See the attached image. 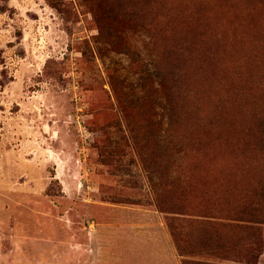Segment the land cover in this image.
I'll return each instance as SVG.
<instances>
[{
    "label": "rangeland",
    "instance_id": "1",
    "mask_svg": "<svg viewBox=\"0 0 264 264\" xmlns=\"http://www.w3.org/2000/svg\"><path fill=\"white\" fill-rule=\"evenodd\" d=\"M162 5L129 21L90 0H0V264H173L160 241L127 233L131 219H158L162 176L193 182L191 214L209 199L220 217L259 182L251 158L236 169L237 158H213L216 145L187 152L181 132L210 134V108L195 106L179 127L164 70L180 67L186 82L203 72L213 86L211 72L230 71L225 54L241 47L231 36L264 29V10L253 0ZM231 125L217 116L211 130ZM177 222L179 264H264V224Z\"/></svg>",
    "mask_w": 264,
    "mask_h": 264
},
{
    "label": "trees",
    "instance_id": "2",
    "mask_svg": "<svg viewBox=\"0 0 264 264\" xmlns=\"http://www.w3.org/2000/svg\"><path fill=\"white\" fill-rule=\"evenodd\" d=\"M94 10L107 8L112 10L114 15L120 16L126 20L139 19L140 12L144 11L150 5L155 6L157 11H163L166 5H162L168 0H90ZM259 5V8L264 10V0H253ZM134 3H138L140 11L134 8ZM232 17L237 22V28L240 25V19L237 14L232 13ZM147 18V16H146ZM250 21L249 26L251 25ZM236 28V29H237ZM262 30L250 29L245 37V33L241 34L238 31L231 34L235 42L240 43L239 51L232 54H225L223 65L229 67L230 71L222 72L216 66L211 72V77L214 80L213 86L208 84L203 72L196 75L193 82H186L183 70L180 67L172 66L166 68V78L172 86V96L177 103L176 111L179 122V127L182 122L186 121L182 116L194 112L195 106H206L210 108V134L201 136L194 132H181V137L184 138V145L187 152L199 151L201 149L217 146L213 158L219 161V157L230 158L237 162L235 163L238 169L239 163H244L250 158L257 161L261 166L260 180L255 187L249 184L250 188L241 193L235 202V206L231 207V214L218 216L221 213L215 212V203L206 199L202 211L197 214H191L189 205V194L193 192L194 185L190 180L173 179L167 176H162L159 181L160 194L155 199L157 211L165 215L166 225L175 243L176 249L180 256H184L183 236L177 232V222L181 218L188 219L190 215H197L199 218L210 222L214 218H224L237 223V226L251 227L253 232H257L259 225L264 224V36ZM224 55V53H223ZM182 83V88L180 84ZM215 86L221 88L218 92ZM217 116H222L228 120L230 118L231 128L224 135L213 133L211 130L212 123ZM219 123V121H217ZM229 123V121H228ZM230 124V123H229ZM197 126L190 130H196ZM260 127V128H258ZM202 137L206 138V142L202 144ZM192 147H197L194 149ZM241 163V166L244 164ZM242 169L237 170L243 172ZM191 179V177H190ZM192 180V179H191ZM193 181V180H192ZM234 186L228 189L229 192L236 189ZM204 194V193H203ZM201 194L200 196H203ZM242 197L247 198L241 201ZM205 199V198H204ZM218 208L216 209V211ZM229 222H224V225ZM256 228V229H255ZM257 235H255V238ZM252 244L261 246L262 237L258 235V239L251 241ZM261 252L257 253L256 259ZM183 264H187L183 262Z\"/></svg>",
    "mask_w": 264,
    "mask_h": 264
},
{
    "label": "crops",
    "instance_id": "3",
    "mask_svg": "<svg viewBox=\"0 0 264 264\" xmlns=\"http://www.w3.org/2000/svg\"><path fill=\"white\" fill-rule=\"evenodd\" d=\"M156 213H158V219H155L154 217H149L148 219L142 218L137 223L133 222V220L131 219L129 222L133 225V227L135 226V229L134 228L130 229L129 227H127V228H129V229H127V233H130V230H132L133 232H136L137 234H139L141 237L143 236L142 237L143 241H145V239L146 240L147 239L152 240V241H154V240L160 241L163 244V248H164L163 253L164 254L168 253L169 255L172 256V258H173L172 263L173 264H179L177 256L180 257V254H178L176 246L171 240L172 239L171 234L168 231V229L164 226L161 214L158 211H156ZM132 218H134V217H132ZM139 226L142 228H139ZM159 226H160V228H159ZM227 262H231L233 264H254V263L249 262V261L245 262V260H241V259H228V258L222 259V262H214V261L204 262V261H200V260H194V262H187V264H227ZM165 263H166V261L162 262V264H165ZM168 264H170V263H168Z\"/></svg>",
    "mask_w": 264,
    "mask_h": 264
}]
</instances>
